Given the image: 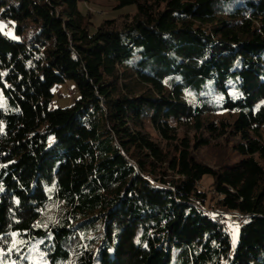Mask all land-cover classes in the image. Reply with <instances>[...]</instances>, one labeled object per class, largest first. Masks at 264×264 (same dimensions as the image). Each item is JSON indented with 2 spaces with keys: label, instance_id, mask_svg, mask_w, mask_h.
<instances>
[{
  "label": "trees",
  "instance_id": "trees-1",
  "mask_svg": "<svg viewBox=\"0 0 264 264\" xmlns=\"http://www.w3.org/2000/svg\"><path fill=\"white\" fill-rule=\"evenodd\" d=\"M82 1L0 0V264H264V0Z\"/></svg>",
  "mask_w": 264,
  "mask_h": 264
},
{
  "label": "rangeland",
  "instance_id": "rangeland-1",
  "mask_svg": "<svg viewBox=\"0 0 264 264\" xmlns=\"http://www.w3.org/2000/svg\"><path fill=\"white\" fill-rule=\"evenodd\" d=\"M118 2L116 0H87L82 1L79 4L81 10L86 11L89 9L91 12L95 13L94 17V27L92 30L96 29V26L100 24L104 19L114 18L124 13H130L136 11V4H129L125 6H117ZM0 28L3 32L9 34V36L17 38L12 25L0 20ZM54 95L50 102L51 108L56 107H69L71 106L76 98L80 96L79 90L73 80H66L63 83L56 85L53 88ZM202 155L208 160L211 159L212 155L215 153L211 150H202ZM212 178L210 176H205L202 180L204 187H209L212 185ZM221 217V216H219ZM222 218V217H221ZM225 219L229 223L228 232L231 236V241L234 246L238 243L240 227L244 223L239 222L234 213H229ZM169 264H192L185 255L182 248L175 247L172 252V257Z\"/></svg>",
  "mask_w": 264,
  "mask_h": 264
},
{
  "label": "built area",
  "instance_id": "built-area-1",
  "mask_svg": "<svg viewBox=\"0 0 264 264\" xmlns=\"http://www.w3.org/2000/svg\"><path fill=\"white\" fill-rule=\"evenodd\" d=\"M222 217V216H221ZM216 217V218H219L220 220L224 221V225L225 227H228V222L222 217ZM241 218H238V220H240Z\"/></svg>",
  "mask_w": 264,
  "mask_h": 264
},
{
  "label": "bare ground",
  "instance_id": "bare-ground-1",
  "mask_svg": "<svg viewBox=\"0 0 264 264\" xmlns=\"http://www.w3.org/2000/svg\"><path fill=\"white\" fill-rule=\"evenodd\" d=\"M241 218V217H240Z\"/></svg>",
  "mask_w": 264,
  "mask_h": 264
}]
</instances>
